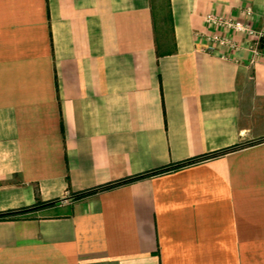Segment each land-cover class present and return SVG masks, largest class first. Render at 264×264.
<instances>
[{"label":"crops","instance_id":"obj_1","mask_svg":"<svg viewBox=\"0 0 264 264\" xmlns=\"http://www.w3.org/2000/svg\"><path fill=\"white\" fill-rule=\"evenodd\" d=\"M165 7L0 0V264H264V0Z\"/></svg>","mask_w":264,"mask_h":264},{"label":"built area","instance_id":"obj_2","mask_svg":"<svg viewBox=\"0 0 264 264\" xmlns=\"http://www.w3.org/2000/svg\"><path fill=\"white\" fill-rule=\"evenodd\" d=\"M251 15L250 7L243 10V18L240 19L216 12L205 14L203 21L209 30L202 34L204 50L212 52L220 49L224 56L226 52L242 48L248 52L250 62L264 55V28L256 26Z\"/></svg>","mask_w":264,"mask_h":264},{"label":"trees","instance_id":"obj_3","mask_svg":"<svg viewBox=\"0 0 264 264\" xmlns=\"http://www.w3.org/2000/svg\"><path fill=\"white\" fill-rule=\"evenodd\" d=\"M137 177H141V175L139 176H136L134 178H137ZM134 178H131V179H127V180H123L122 182H127L129 180H132ZM122 182H118V183H122ZM85 193H82V194H78L75 196V198H79V197H82L84 196ZM49 204V203H48ZM26 211H29L27 209H22V210H10V211H7V212H4V213H0V219H10V218H15L17 217L18 215L20 214H23L25 213Z\"/></svg>","mask_w":264,"mask_h":264},{"label":"rangeland","instance_id":"obj_4","mask_svg":"<svg viewBox=\"0 0 264 264\" xmlns=\"http://www.w3.org/2000/svg\"><path fill=\"white\" fill-rule=\"evenodd\" d=\"M156 6V14L158 22H161V17H164L166 14L165 0H154ZM160 25V23H158ZM161 26V25H160Z\"/></svg>","mask_w":264,"mask_h":264}]
</instances>
